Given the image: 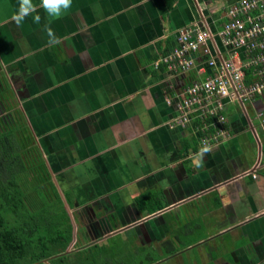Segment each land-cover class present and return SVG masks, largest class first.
<instances>
[{
    "label": "crops",
    "instance_id": "1",
    "mask_svg": "<svg viewBox=\"0 0 264 264\" xmlns=\"http://www.w3.org/2000/svg\"><path fill=\"white\" fill-rule=\"evenodd\" d=\"M236 1L72 0L53 18L32 0L36 11L17 25L19 0H0V81L76 250L131 237L155 253L150 264H264V98L228 105L227 137L204 153L198 134L168 127L183 89L203 75L153 65L179 29L214 32ZM84 221L88 241L73 226Z\"/></svg>",
    "mask_w": 264,
    "mask_h": 264
},
{
    "label": "trees",
    "instance_id": "2",
    "mask_svg": "<svg viewBox=\"0 0 264 264\" xmlns=\"http://www.w3.org/2000/svg\"><path fill=\"white\" fill-rule=\"evenodd\" d=\"M2 85L0 81V98L12 103L9 91ZM11 106L0 115V264H150L156 261L138 248L131 249V244L125 246L116 241L63 254L71 247L73 232L68 212L48 179L37 149L30 145L27 129ZM63 199L69 208L68 197ZM186 246L182 243L172 249L166 244L162 257ZM132 250L143 253V261Z\"/></svg>",
    "mask_w": 264,
    "mask_h": 264
},
{
    "label": "built area",
    "instance_id": "3",
    "mask_svg": "<svg viewBox=\"0 0 264 264\" xmlns=\"http://www.w3.org/2000/svg\"><path fill=\"white\" fill-rule=\"evenodd\" d=\"M223 15L214 32L195 24L179 29L175 47L153 64L173 74L203 75L183 89L168 125L188 127L198 134L201 148L227 137L223 125L228 105L264 98V0H237ZM196 57L202 62L197 64Z\"/></svg>",
    "mask_w": 264,
    "mask_h": 264
},
{
    "label": "clouds",
    "instance_id": "4",
    "mask_svg": "<svg viewBox=\"0 0 264 264\" xmlns=\"http://www.w3.org/2000/svg\"><path fill=\"white\" fill-rule=\"evenodd\" d=\"M40 7L47 13L48 16L60 18L72 7V0H40ZM34 11H36V6L32 3V0H19L18 13L12 16V20L17 25H20L21 22ZM39 20L40 17L37 15L34 18V22H39ZM48 35L50 37L49 43H55L56 40L50 29L48 30ZM209 150V148H203L201 151L206 153Z\"/></svg>",
    "mask_w": 264,
    "mask_h": 264
},
{
    "label": "rangeland",
    "instance_id": "5",
    "mask_svg": "<svg viewBox=\"0 0 264 264\" xmlns=\"http://www.w3.org/2000/svg\"><path fill=\"white\" fill-rule=\"evenodd\" d=\"M1 96V95H0ZM2 97V96H1ZM12 98V97H11ZM10 104H15V101H14V99H13V101H12V103H10L9 101H7V100H5V99H3V98H0V115L2 114V115H4V113L7 111L6 109H8V107H10ZM9 111V110H8ZM19 117L21 118V119H19V121H20V123H22V115L20 114L19 115ZM35 149H37V147L35 146ZM38 151V150H37ZM27 161V160H26ZM55 181V180H54ZM47 189H48V187H46ZM83 223V225H84V227H82L80 224H82ZM74 223V227H75V229H76V231L78 232V234L80 235V237L82 236L83 238H81V241H88L91 237H90V234H89V229H88V225H86L87 224V221H84V222H81V223ZM73 232H75L74 231V229H73ZM88 232V233H87ZM129 232H127V234H128ZM125 234V233H124ZM119 237H117V236H114V237H112V238H110V240H108L109 242H115V241H117V239H118ZM104 240V239H103ZM102 240V241H103ZM130 240H131V237H129V242H128V244L130 243ZM108 241L106 242V243H108ZM100 242V241H99ZM127 244V245H128ZM74 245V243H71V247ZM78 245H79V242L77 243V244H75L74 246V248L72 249L71 247H69V249L67 250V251H72V250H76L77 249V247H78ZM135 248V246L134 245H131L130 246V248L132 249V248ZM129 248V247H128ZM132 252L133 253H135V254H133L138 260H141V261H143L142 259H143V257H144V254L143 253H139L138 254V252H135V250H132ZM154 254L155 253H153L152 252V254H150L152 257H154ZM133 256V257H134ZM142 258V259H141ZM172 261V260H171ZM166 263H168V259H167V261H165V264ZM168 264H170V262L168 263ZM172 264H177V263H172ZM180 264V263H179Z\"/></svg>",
    "mask_w": 264,
    "mask_h": 264
},
{
    "label": "flooded vegetation",
    "instance_id": "6",
    "mask_svg": "<svg viewBox=\"0 0 264 264\" xmlns=\"http://www.w3.org/2000/svg\"><path fill=\"white\" fill-rule=\"evenodd\" d=\"M168 262H170V263H177V264H182V260H175L174 262H171L170 260L168 261Z\"/></svg>",
    "mask_w": 264,
    "mask_h": 264
},
{
    "label": "water",
    "instance_id": "7",
    "mask_svg": "<svg viewBox=\"0 0 264 264\" xmlns=\"http://www.w3.org/2000/svg\"><path fill=\"white\" fill-rule=\"evenodd\" d=\"M123 230V229H122ZM120 231H121V229H120ZM119 232V230L118 231H114L113 233H112V235H114V234H117ZM69 251H66V252H64L63 254H65V253H68ZM43 263H46V261H43Z\"/></svg>",
    "mask_w": 264,
    "mask_h": 264
}]
</instances>
